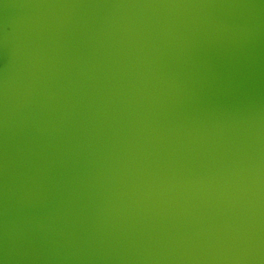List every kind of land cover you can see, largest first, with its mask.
<instances>
[{"label":"water","instance_id":"1","mask_svg":"<svg viewBox=\"0 0 264 264\" xmlns=\"http://www.w3.org/2000/svg\"><path fill=\"white\" fill-rule=\"evenodd\" d=\"M0 264H264V0H0Z\"/></svg>","mask_w":264,"mask_h":264}]
</instances>
